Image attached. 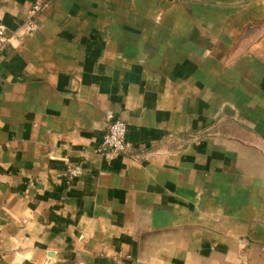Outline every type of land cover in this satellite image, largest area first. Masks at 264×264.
Here are the masks:
<instances>
[{"label": "crops", "instance_id": "0c3cea01", "mask_svg": "<svg viewBox=\"0 0 264 264\" xmlns=\"http://www.w3.org/2000/svg\"><path fill=\"white\" fill-rule=\"evenodd\" d=\"M0 24V264H264V0H0Z\"/></svg>", "mask_w": 264, "mask_h": 264}, {"label": "built area", "instance_id": "2783aa9c", "mask_svg": "<svg viewBox=\"0 0 264 264\" xmlns=\"http://www.w3.org/2000/svg\"><path fill=\"white\" fill-rule=\"evenodd\" d=\"M42 6L34 4L30 9L27 26L31 29L34 26L35 19L41 11ZM9 33L7 28L0 24V51L7 45L9 41ZM126 124L119 116L109 115L106 124V131L101 143V150L105 153H127L131 147V143L126 136Z\"/></svg>", "mask_w": 264, "mask_h": 264}, {"label": "rangeland", "instance_id": "374dc122", "mask_svg": "<svg viewBox=\"0 0 264 264\" xmlns=\"http://www.w3.org/2000/svg\"><path fill=\"white\" fill-rule=\"evenodd\" d=\"M42 8H43V6H42ZM36 20V19H35Z\"/></svg>", "mask_w": 264, "mask_h": 264}]
</instances>
